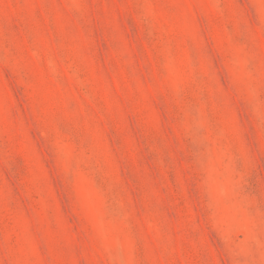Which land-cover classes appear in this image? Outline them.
Returning <instances> with one entry per match:
<instances>
[{
	"label": "rangeland",
	"instance_id": "374dc122",
	"mask_svg": "<svg viewBox=\"0 0 264 264\" xmlns=\"http://www.w3.org/2000/svg\"><path fill=\"white\" fill-rule=\"evenodd\" d=\"M0 264H264V0H0Z\"/></svg>",
	"mask_w": 264,
	"mask_h": 264
}]
</instances>
